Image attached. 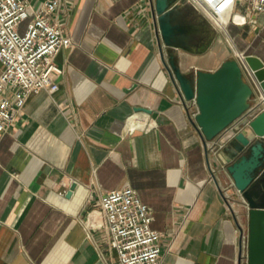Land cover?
<instances>
[{
  "label": "crops",
  "instance_id": "1",
  "mask_svg": "<svg viewBox=\"0 0 264 264\" xmlns=\"http://www.w3.org/2000/svg\"><path fill=\"white\" fill-rule=\"evenodd\" d=\"M153 2L61 0L55 18L72 44L54 57L59 88L30 93L0 138V264H118L87 213L102 193L127 185L161 233L159 264H238L240 254L247 264L246 202L217 173V138L207 159L167 65L171 54L185 74L240 55L264 64V12L237 2L247 22L221 29L175 0V22L194 14L197 29L183 28L187 44L162 42L166 65Z\"/></svg>",
  "mask_w": 264,
  "mask_h": 264
},
{
  "label": "built area",
  "instance_id": "2",
  "mask_svg": "<svg viewBox=\"0 0 264 264\" xmlns=\"http://www.w3.org/2000/svg\"><path fill=\"white\" fill-rule=\"evenodd\" d=\"M197 10L213 19L221 29L229 20L247 22L246 15L234 10L237 2L264 12V0H187ZM229 1V0H228ZM61 0H44L34 6L28 0H0V138L15 120L32 92L58 90V77L63 69L54 61L56 53L71 46L55 15ZM223 16V18H221ZM26 21L21 27L22 22ZM244 76L253 88L251 107L253 114L264 110V91L253 71L240 55ZM189 114H197L195 99H189ZM136 120V119H135ZM129 131L138 124L134 117ZM148 124L145 128L149 129ZM230 205V195L224 192ZM94 217L90 227L106 232L109 247L116 251L118 264H159L161 259V233L153 228L149 206L131 186H123L102 193L98 204L88 210Z\"/></svg>",
  "mask_w": 264,
  "mask_h": 264
},
{
  "label": "water",
  "instance_id": "3",
  "mask_svg": "<svg viewBox=\"0 0 264 264\" xmlns=\"http://www.w3.org/2000/svg\"><path fill=\"white\" fill-rule=\"evenodd\" d=\"M174 1L154 0L152 3L165 64L162 42L179 46L178 39L183 32L182 26L175 22L176 10L171 6ZM244 61L264 91L263 62L252 55H245ZM167 67L184 98L195 99L198 111L192 122L202 137L207 159V142L217 138L215 153L221 164L217 173L229 177L228 188L236 191V198L240 196L246 202L247 264H264V110L255 114L248 112L254 91L244 76L240 60L228 58L215 70L197 69L185 74L171 54ZM213 176L216 179L214 173ZM216 182L219 187L217 179ZM241 262L240 254L238 264Z\"/></svg>",
  "mask_w": 264,
  "mask_h": 264
},
{
  "label": "flooded vegetation",
  "instance_id": "4",
  "mask_svg": "<svg viewBox=\"0 0 264 264\" xmlns=\"http://www.w3.org/2000/svg\"><path fill=\"white\" fill-rule=\"evenodd\" d=\"M186 8L190 9V6H188ZM196 19H197V17L193 14V15L190 16V20H188L186 22H183V23L180 22L179 24L182 26V28H191V29L194 28V29H197V24H195V20ZM193 33H194V31H193ZM193 33L191 32L192 35H194ZM188 37H189L188 34H185V35H182V36L180 35L178 40L181 43L187 44V40L189 39Z\"/></svg>",
  "mask_w": 264,
  "mask_h": 264
},
{
  "label": "rangeland",
  "instance_id": "5",
  "mask_svg": "<svg viewBox=\"0 0 264 264\" xmlns=\"http://www.w3.org/2000/svg\"><path fill=\"white\" fill-rule=\"evenodd\" d=\"M199 12H201V11H199ZM200 16L203 17L207 22H209V24L211 23L215 27L219 28L217 23H215V21L213 19H211L210 17H208L205 13H203V15H200ZM25 23H26V21L22 22L21 27H23L25 25Z\"/></svg>",
  "mask_w": 264,
  "mask_h": 264
}]
</instances>
